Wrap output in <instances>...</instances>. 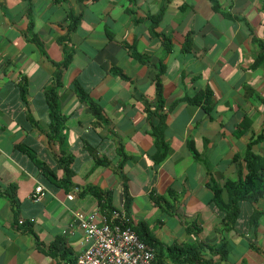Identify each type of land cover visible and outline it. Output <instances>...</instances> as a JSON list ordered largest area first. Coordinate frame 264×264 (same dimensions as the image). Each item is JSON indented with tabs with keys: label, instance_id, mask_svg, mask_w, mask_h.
Listing matches in <instances>:
<instances>
[{
	"label": "crops",
	"instance_id": "obj_1",
	"mask_svg": "<svg viewBox=\"0 0 264 264\" xmlns=\"http://www.w3.org/2000/svg\"><path fill=\"white\" fill-rule=\"evenodd\" d=\"M201 91L207 107L188 101ZM256 138L264 157V0H0V264H64L56 237L72 257L89 186L149 228L157 264H197L168 246L200 243L206 264H264V196L251 229H226L211 200ZM222 239L224 256L206 247Z\"/></svg>",
	"mask_w": 264,
	"mask_h": 264
},
{
	"label": "trees",
	"instance_id": "obj_2",
	"mask_svg": "<svg viewBox=\"0 0 264 264\" xmlns=\"http://www.w3.org/2000/svg\"><path fill=\"white\" fill-rule=\"evenodd\" d=\"M163 42L170 43L167 46V49H170V46L172 45V42L170 39L163 35ZM192 43L191 35L188 33L187 38L185 40V44L183 49H186L190 46ZM70 56L68 53L65 54V58L59 62L56 63L58 67H65L67 66V63L69 62ZM117 74L121 77H126L125 74H123L121 71H117ZM156 83V99L159 102V108L162 106L163 97H162V85L161 82L157 78H155ZM85 96V97H84ZM211 93L209 91H201L196 93L193 97L188 98L189 102L193 103H199L207 107L210 102L212 101ZM82 99L87 101L89 106L91 108H95V104L90 101V98L86 91H82ZM51 110H53V105L51 106ZM157 112V111H156ZM55 115V114H54ZM159 119H163V116L161 114H156ZM56 126V124H55ZM57 127V126H56ZM256 139L250 140L249 144L246 147V153L244 156V162H245V172L242 173V171H239L238 178L236 180H227L224 182L223 186L219 187L215 185L212 188L213 196H212V203L216 205L219 209V211L222 213V223L226 229H235L236 224L238 223V218L243 217V226L247 225L245 227L250 228L248 225H252V228H255L257 226V219L259 216H261V212H256L250 210L247 205H251L252 203L257 202L261 197L264 196V157L260 156L259 154L254 153L251 150L252 145L255 143ZM165 153H161V156H163ZM98 161H96V164H101L103 161L97 158ZM64 180V179H62ZM125 189V201L127 202L129 200V196L126 193V187ZM225 189L227 192V198L225 199L222 194V190ZM82 194H90L93 195L98 203H101L105 209H111L116 208V206L112 205V196L111 193L106 190H102L98 187H91L89 186L87 189L83 190ZM247 220V223H246ZM241 226V225H240ZM136 232L139 235L141 239H143L145 242L150 243L151 245L155 246L159 249V251L162 250V247L160 246L159 242L156 240V238L152 235L149 228L143 224L142 222L137 225ZM201 227L198 226L196 228L197 231H201ZM190 232V230L188 229ZM244 233V229L242 230ZM203 245L202 243L198 245H173L168 246V251L172 253L173 259L178 258L179 261H183L182 263H190L192 261L196 262L197 264H206L207 260L204 259L200 255V246ZM212 252H220L222 256L226 254L227 248V241L225 239H222L221 242L218 245H209L206 244ZM50 251L48 252L53 257L58 256L62 260H66V251L67 249L64 248V240L63 238L56 237L49 246ZM72 257H69L67 259H71Z\"/></svg>",
	"mask_w": 264,
	"mask_h": 264
},
{
	"label": "built area",
	"instance_id": "obj_3",
	"mask_svg": "<svg viewBox=\"0 0 264 264\" xmlns=\"http://www.w3.org/2000/svg\"><path fill=\"white\" fill-rule=\"evenodd\" d=\"M75 191H79L77 187ZM43 194L39 184L31 196L38 200ZM101 203L71 212L70 227L80 231L79 247L64 264H157L155 247L139 237L123 205L105 209Z\"/></svg>",
	"mask_w": 264,
	"mask_h": 264
},
{
	"label": "rangeland",
	"instance_id": "obj_4",
	"mask_svg": "<svg viewBox=\"0 0 264 264\" xmlns=\"http://www.w3.org/2000/svg\"><path fill=\"white\" fill-rule=\"evenodd\" d=\"M130 14H132V13H128V14L124 15L123 18L128 19V17L131 16ZM132 15H133V14H132ZM262 215H263V214H262ZM190 264H191V263H190ZM194 264H195V263H194Z\"/></svg>",
	"mask_w": 264,
	"mask_h": 264
}]
</instances>
